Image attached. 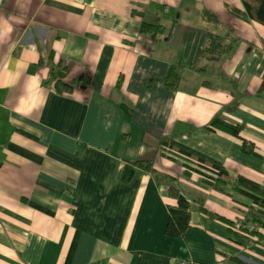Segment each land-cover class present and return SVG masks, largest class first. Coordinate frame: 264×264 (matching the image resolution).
Listing matches in <instances>:
<instances>
[{
  "label": "crops",
  "instance_id": "obj_1",
  "mask_svg": "<svg viewBox=\"0 0 264 264\" xmlns=\"http://www.w3.org/2000/svg\"><path fill=\"white\" fill-rule=\"evenodd\" d=\"M235 9L241 0H0V264H264V230L229 224L252 218L253 199L162 148L179 142L264 186V25ZM209 33L231 50L206 59ZM61 68L72 91L56 89ZM135 159L154 170L123 181ZM170 186L191 204L181 237L166 233Z\"/></svg>",
  "mask_w": 264,
  "mask_h": 264
},
{
  "label": "trees",
  "instance_id": "obj_2",
  "mask_svg": "<svg viewBox=\"0 0 264 264\" xmlns=\"http://www.w3.org/2000/svg\"><path fill=\"white\" fill-rule=\"evenodd\" d=\"M244 9H235L237 14L244 19L259 22L264 25V0H241ZM162 30L161 26H155L144 23L142 31L151 33L154 37ZM232 48V45L226 44L223 38L217 34L209 33L207 36L206 45L203 50V55L206 59L227 53ZM179 68L172 67L168 76V84L177 88L180 78L176 75V70ZM201 69V68H200ZM55 77L56 89L60 92L72 91L74 86L64 81L66 68L58 69L52 73ZM128 115L131 114L129 108H125ZM211 128H217L227 131L233 135L240 136L242 126L235 125L224 121L220 118H215L211 122ZM162 148L168 151L172 157H181L188 162L185 163L186 171H197L201 173L203 179L218 190L233 189L237 192L247 195L252 198L254 203L258 205L257 211H251L252 220L259 222L264 228V186L256 183L244 176H232L229 170L223 164L195 149H192L184 144L176 141H164ZM243 150L247 153H253V145L248 144L244 139ZM193 163V164H191ZM136 168H142L146 171H153L154 165L151 160L135 159L130 160L125 165L122 180L129 181ZM169 195L176 198L177 204L170 207V216L166 226V233L170 236L181 237L190 225L191 204L176 186H170ZM231 226L233 222H229ZM258 234V233H257Z\"/></svg>",
  "mask_w": 264,
  "mask_h": 264
},
{
  "label": "built area",
  "instance_id": "obj_3",
  "mask_svg": "<svg viewBox=\"0 0 264 264\" xmlns=\"http://www.w3.org/2000/svg\"><path fill=\"white\" fill-rule=\"evenodd\" d=\"M233 227L235 228V230L246 234H257L264 230L263 226L259 222L249 218L245 211L240 214L238 220L235 221ZM176 264H200V263L194 259H184L178 261Z\"/></svg>",
  "mask_w": 264,
  "mask_h": 264
},
{
  "label": "rangeland",
  "instance_id": "obj_4",
  "mask_svg": "<svg viewBox=\"0 0 264 264\" xmlns=\"http://www.w3.org/2000/svg\"><path fill=\"white\" fill-rule=\"evenodd\" d=\"M235 223V222H234Z\"/></svg>",
  "mask_w": 264,
  "mask_h": 264
}]
</instances>
